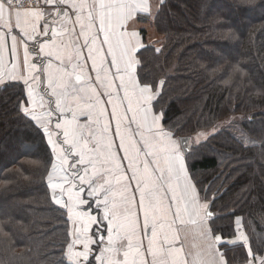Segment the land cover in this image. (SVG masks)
Masks as SVG:
<instances>
[{"label": "snow or ice", "instance_id": "6c2138e0", "mask_svg": "<svg viewBox=\"0 0 264 264\" xmlns=\"http://www.w3.org/2000/svg\"><path fill=\"white\" fill-rule=\"evenodd\" d=\"M151 9L149 0H0V84L18 89L15 112L48 149L51 200L71 224L59 264H228L219 247L229 245L246 248L241 264H264V235L250 238L243 217L231 232L216 227L186 126L159 106L164 82L137 72L135 18ZM239 131L242 146L252 141Z\"/></svg>", "mask_w": 264, "mask_h": 264}, {"label": "trees", "instance_id": "16d2710c", "mask_svg": "<svg viewBox=\"0 0 264 264\" xmlns=\"http://www.w3.org/2000/svg\"><path fill=\"white\" fill-rule=\"evenodd\" d=\"M153 25L159 43L145 39L138 73L164 82L159 106L186 126L185 136L209 133L191 146L190 164L211 189L216 227L231 232L242 216L247 234L258 239L264 235V0H163ZM17 91L0 86V264H59L70 223L51 200L49 151L15 112ZM239 130L252 141L242 146ZM234 168L225 182L221 173ZM220 247L228 264H241L246 248Z\"/></svg>", "mask_w": 264, "mask_h": 264}, {"label": "crops", "instance_id": "0c3cea01", "mask_svg": "<svg viewBox=\"0 0 264 264\" xmlns=\"http://www.w3.org/2000/svg\"><path fill=\"white\" fill-rule=\"evenodd\" d=\"M162 1L163 0H149V2L152 5L151 15L150 16L137 15L136 18H135V20H136V22H135V30L140 34L142 47L145 45V39H146L147 42H152L154 44H156V42L159 43L160 35H159V33H157L153 23H154L155 16H156V14H157V12L159 10V7H160ZM16 32L18 33L19 30L17 29ZM139 50L137 52V58H138ZM10 59H11L10 52H6L5 53L6 62L9 61ZM10 67H11V65H9V68ZM137 72H138V68H137ZM7 81H8V77H5V82H7ZM1 85H3V84H0V86ZM237 217H242V216H236L235 219H234V224H235V220L237 219ZM70 229H71V224H70ZM242 230L245 231L244 227H243ZM246 234H247V232H246ZM227 238H230V237H227ZM192 243L193 244H197L198 240L197 239H193ZM219 250L223 253L221 247H219ZM224 258H225V256H224Z\"/></svg>", "mask_w": 264, "mask_h": 264}, {"label": "rangeland", "instance_id": "374dc122", "mask_svg": "<svg viewBox=\"0 0 264 264\" xmlns=\"http://www.w3.org/2000/svg\"><path fill=\"white\" fill-rule=\"evenodd\" d=\"M207 133H208V132H207ZM208 135H209V133H208ZM208 135H207V136H208ZM207 136H206V137H207ZM206 137H200V139L197 140L196 135H195L193 138H191L190 146H194V145L197 144L199 141L204 140Z\"/></svg>", "mask_w": 264, "mask_h": 264}, {"label": "built area", "instance_id": "2783aa9c", "mask_svg": "<svg viewBox=\"0 0 264 264\" xmlns=\"http://www.w3.org/2000/svg\"><path fill=\"white\" fill-rule=\"evenodd\" d=\"M18 2L31 3V0H18Z\"/></svg>", "mask_w": 264, "mask_h": 264}, {"label": "water", "instance_id": "95a60500", "mask_svg": "<svg viewBox=\"0 0 264 264\" xmlns=\"http://www.w3.org/2000/svg\"><path fill=\"white\" fill-rule=\"evenodd\" d=\"M188 137V136H187ZM188 146H189V149L191 150V146H190V137H189V141H188ZM214 216H215V212H213Z\"/></svg>", "mask_w": 264, "mask_h": 264}]
</instances>
